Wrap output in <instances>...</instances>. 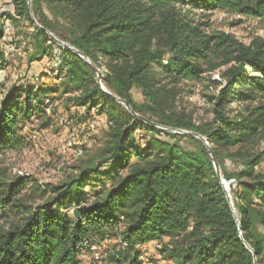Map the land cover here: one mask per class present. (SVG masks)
<instances>
[{
  "label": "trees",
  "instance_id": "1",
  "mask_svg": "<svg viewBox=\"0 0 264 264\" xmlns=\"http://www.w3.org/2000/svg\"><path fill=\"white\" fill-rule=\"evenodd\" d=\"M2 2L0 64L5 21L32 27L27 62L50 56L48 32L87 61L61 48L55 84L0 95V160L25 147L22 128L45 116L49 98L78 107L81 120L103 116L106 127L65 181L42 187L40 203L23 198L29 175L0 169V264H83L84 241L106 239L120 246L107 252L110 264H140V246L154 241L175 264H253L252 252L264 264V36L246 43L194 17L221 10L264 25V0H30L31 13L27 0ZM95 69L106 91L162 128L104 92ZM215 71L212 118L196 122L178 106L181 85ZM164 128L205 137L234 214L205 144Z\"/></svg>",
  "mask_w": 264,
  "mask_h": 264
},
{
  "label": "rangeland",
  "instance_id": "2",
  "mask_svg": "<svg viewBox=\"0 0 264 264\" xmlns=\"http://www.w3.org/2000/svg\"><path fill=\"white\" fill-rule=\"evenodd\" d=\"M194 17L208 21L210 30L231 33L238 40L246 43L254 36H264L262 23L221 10H214L208 15L196 13ZM5 23L9 25V33L6 40H1L4 56L0 64V95L11 87L19 89L55 84L56 70L59 67V49L63 48L61 44L52 45L50 56L27 62L30 50L27 45L28 35L32 27L23 21L16 25H12L10 21H5ZM52 70H54L53 73ZM218 74L219 72L215 71L211 73V76L206 75L201 82L181 85L182 91L178 106L189 113L196 122L212 118V106L207 96L215 94L216 90L210 80L218 79ZM132 95L136 101L140 100L136 90L132 91ZM47 100L45 116L31 119L22 128V133L26 137L25 147L8 153L0 160V169H5L10 177L20 175L18 172L29 175V181L22 193L27 203H40L42 199L40 194L45 184L62 183L72 174L74 167L79 165L82 159L90 157L93 149L100 145L102 133L106 127L103 116H97L92 112L88 120H81L79 112L81 110L78 107L71 106L65 109L60 99L49 98ZM60 118L64 119L65 128L59 125ZM44 119H48L49 125L41 128ZM44 130L46 132H43ZM167 130L178 133L175 129ZM33 132L41 133V135L35 140H28V135ZM181 134L185 133L181 132ZM139 135L148 137L145 131H140ZM164 139L169 140L165 137ZM180 144L190 146L186 139L181 140ZM224 163L225 167H231L228 161ZM260 167L264 169V161ZM258 230L264 233L263 226L258 227ZM114 248L120 249L117 239L109 241L106 251L110 252ZM140 252L154 264H175L164 258L159 249L153 248L150 244L140 246ZM81 260L83 262V255Z\"/></svg>",
  "mask_w": 264,
  "mask_h": 264
},
{
  "label": "water",
  "instance_id": "3",
  "mask_svg": "<svg viewBox=\"0 0 264 264\" xmlns=\"http://www.w3.org/2000/svg\"><path fill=\"white\" fill-rule=\"evenodd\" d=\"M27 2H28V7H29V10H30V13H31V4H30V0H27ZM32 19H33V17H32ZM33 21H34L36 27H39L40 29H42L43 31L46 32V30H45L43 27H41L37 22H35L34 19H33ZM48 35H49V36H50V37H51L56 43L61 44V46H62L63 48L71 49L73 52L78 53V55H79L81 58H83L85 61H87V58H86V56H85L83 53H81L80 51H77L76 49H74L73 47L67 45V44L64 43V42L59 41L56 37H54V36H53L52 34H50L49 32H48ZM95 70H96V79H97V82H98L100 88H102V89L104 90V92H106L108 95H110L115 101L121 103V104H122V105H123V106H124V107H125V108H126L131 114H132V115H135L138 119H140V120L146 122L147 124H149V125H151V126H153V127L162 128V127H160V126L155 125L153 122H151V121L145 119L144 117L138 116V115H137V114H136V113H135V112L129 107V105H128L127 103H125V102H124L123 100H121L120 98H118V97L112 95L111 93H109L108 91H106V90L104 89V87H103V84L101 83V76H102L101 72H100L99 70H97V69H95ZM164 129H171V128H164ZM175 130H177L178 133H181V132H182V133H185V134H188V135L195 136L196 138L200 139V140L205 144V146H206V148H207V151H208V154H209V156H210V158H211L213 168H214V170H215V172H216L217 177H218L219 180H220V184H221V186H222V188H223V191H224V193H225V198L227 199V201H228V203H229V205H230L231 211H232L233 214H234V208H233V204H232V201H231V195L229 194V182H228V181H225L223 178H221V175H220V169H219V165H218L217 159L215 158L214 152H213V150L211 149V147L208 145V142L206 141L205 137L201 136V135L198 134V133L192 132V131H187V130H182V129H175ZM245 244H246V243H245ZM246 247H247L249 250H251L248 244H246ZM252 256H253V264H256V260H255V254H254V252H252Z\"/></svg>",
  "mask_w": 264,
  "mask_h": 264
},
{
  "label": "built area",
  "instance_id": "4",
  "mask_svg": "<svg viewBox=\"0 0 264 264\" xmlns=\"http://www.w3.org/2000/svg\"><path fill=\"white\" fill-rule=\"evenodd\" d=\"M6 4H4V2H2L0 4V11H3L5 8ZM9 33V25L7 23L4 24V38L7 37ZM46 103L48 102V100L45 101ZM59 125L62 128L66 127V123L64 121L63 118L59 119ZM43 132H46L45 130ZM44 134V133H43ZM39 135H41V133L38 132H33L30 135H28L27 139L30 140H35L39 137ZM20 175H23V173L18 172ZM74 208H76L75 205H71L67 208H65L63 211L72 214ZM122 225L121 223L118 226V229L121 230ZM109 239L104 240L103 242H97V241H84V245L88 246V251L83 255V264H108L107 260H106V254H107V248H108V243H109ZM122 245H125L124 242H121ZM150 244L153 248L156 249H160L162 246V242L160 241H154V242H150L148 243ZM140 264H154L153 261L145 258L143 256L142 253H140L139 257H138Z\"/></svg>",
  "mask_w": 264,
  "mask_h": 264
},
{
  "label": "crops",
  "instance_id": "5",
  "mask_svg": "<svg viewBox=\"0 0 264 264\" xmlns=\"http://www.w3.org/2000/svg\"><path fill=\"white\" fill-rule=\"evenodd\" d=\"M54 82H57L56 80ZM46 86H50V85H46ZM80 110V109H79ZM80 113H82V111H79Z\"/></svg>",
  "mask_w": 264,
  "mask_h": 264
}]
</instances>
